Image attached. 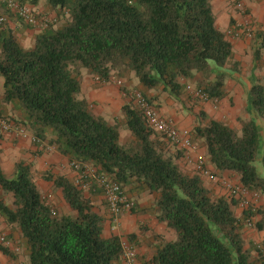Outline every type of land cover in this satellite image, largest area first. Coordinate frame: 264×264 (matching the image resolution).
I'll return each instance as SVG.
<instances>
[{
    "label": "trees",
    "instance_id": "16d2710c",
    "mask_svg": "<svg viewBox=\"0 0 264 264\" xmlns=\"http://www.w3.org/2000/svg\"><path fill=\"white\" fill-rule=\"evenodd\" d=\"M16 1L30 5L38 0ZM47 3L68 15L61 24L39 30L30 47H23L8 26H0L1 101L16 107L33 135L41 140L48 136V143L69 162L91 164L122 185L135 181L141 189L158 194L157 218L175 235L157 246L148 263L264 264L262 248L256 247L253 256L242 236L250 211L243 209L241 217L235 216L234 198L213 196L201 175L181 170L135 103L122 106V126L132 140L120 143L118 126L95 116L89 102L78 96L79 70L84 68L99 82L110 80L113 70L130 71L145 90L161 88L176 97L184 80L193 82L209 100L221 97L232 45L215 25L210 0ZM248 103L253 118L240 120L239 129L209 118L193 127V140L202 141L216 171L236 174L242 186L262 196L264 84L250 85ZM41 178L52 181L53 189L60 188L74 214H57L46 203L29 163H15L10 178L0 169V188L13 197L11 204L0 202V213L21 232L29 264L120 260V237L103 235V218L93 211L83 188L65 175L46 171ZM254 225L263 227L261 220ZM0 251L10 255L2 245Z\"/></svg>",
    "mask_w": 264,
    "mask_h": 264
},
{
    "label": "crops",
    "instance_id": "0c3cea01",
    "mask_svg": "<svg viewBox=\"0 0 264 264\" xmlns=\"http://www.w3.org/2000/svg\"><path fill=\"white\" fill-rule=\"evenodd\" d=\"M6 1L0 0V6L11 18H14L12 16L17 14L6 6ZM210 4L215 25L222 32H226L227 29L234 25L241 26L246 21H253L257 27L264 24V0H210ZM30 5L40 12H52L47 0H38L36 4ZM7 25L16 38L22 37L25 40V42H20V44L32 45L34 35L38 30L24 23L19 17L18 20H11L7 17ZM227 39L232 45V57L226 66L227 77L223 84L224 93L215 100L203 101L198 99L199 101H196L199 108L198 121L202 123L205 118H212L224 121L230 127L239 129V118L241 120L253 118L248 103L250 85L254 82L264 84V34L257 31L252 38L227 36ZM131 73L133 74V72ZM85 76L81 80L79 97L89 102L92 113L95 116L102 117L109 124L118 126L120 143H122V134L132 138L130 131L122 126L124 119L122 106L129 102L134 103L131 93L133 88L131 87H136V84L132 83V81L131 83L130 81L126 83L127 87L131 88L129 92H126L117 90L114 87L110 88L109 85L105 84L106 82H99L92 74L89 84ZM136 81L137 87L141 90V84L138 80ZM2 82L0 77V117L9 119L13 123L18 120V125L26 129L24 135L19 134L14 129L8 132L0 131V169L2 173L5 177L10 178L13 174L15 163L19 161L29 163L33 180L46 203L57 214H74L75 212L64 200L60 188L53 189L52 181H45L35 176L36 173L40 174L48 171L53 175L64 174L72 180L74 172L67 167L68 159L48 143V136L42 141L41 145L30 140L33 132L25 122L20 121L21 116L16 107L11 103L1 101L3 93ZM133 90L135 91L136 89ZM142 91L152 100L161 113L172 118L180 128L187 130L193 141L192 123L197 117L194 116L195 114H191L196 111V108L191 111L189 108L185 109L182 106H178L173 102L175 100H172L171 96L161 88L144 89ZM196 140L198 146L195 151L189 153L188 157L185 155V151L176 150L175 147L169 145L171 148L168 154L174 157L184 172L193 170L194 166L191 160L195 153L202 152L206 155L202 141ZM205 157L207 159V168L212 174L223 178L228 177L235 182H239L238 176L232 172L216 171L209 162L208 157ZM203 185L216 197L223 196V192H225L219 184L217 185L207 178H204ZM122 186L124 195L134 202V206L130 211H124L120 215L114 231L110 230V215L103 199L101 188L94 181H91L88 186L83 188V194L91 200L93 211L103 218V235H118L122 242L134 248L139 262L147 264L154 255L157 246L164 241L172 240L175 233L167 227L165 222H161L157 218V211L154 207L155 198L158 196L156 192L141 189L138 182L135 181ZM12 200V194L0 188V202L11 204ZM261 205H264L263 201ZM234 213L237 217L242 216V209L237 204H234ZM258 216L255 215L254 218L257 219ZM0 234L5 235L8 241V245L5 247L10 252V255H6L0 251V264H29L26 241L17 225L7 223L1 213ZM242 236L245 241V247L252 246L251 253L253 256H257L256 247L262 248L264 252V226L262 229H244ZM115 264H125V262L121 258Z\"/></svg>",
    "mask_w": 264,
    "mask_h": 264
},
{
    "label": "built area",
    "instance_id": "2783aa9c",
    "mask_svg": "<svg viewBox=\"0 0 264 264\" xmlns=\"http://www.w3.org/2000/svg\"><path fill=\"white\" fill-rule=\"evenodd\" d=\"M6 6L10 10L14 11L24 23L38 31L43 30L52 24V20L48 14L34 9L27 3L21 4L16 0H7ZM5 22L6 17L0 12V26H4ZM257 31L264 34V24L257 27L256 23L253 21H246L241 26L234 25L233 27L227 29L225 34L228 37L233 38L241 36L252 38L256 35ZM117 84L120 85L121 81L118 80ZM187 89H189L194 96L200 98L201 100H209L208 96L200 89L191 88L190 86H187ZM132 98L134 103L140 109L150 129L161 134V136L171 145L185 151V155L187 157L190 152L195 151V145L193 144L191 136L187 130L180 128L172 118L161 113L157 106L153 102H150L140 92H133ZM12 129L21 135H24L26 132V129L23 126L15 124L6 118L0 119L1 132H8ZM30 140L39 145H41L43 141L33 134L30 136ZM189 159L191 160L190 157ZM191 161L194 166V172L198 173L203 178H207L216 184H220L227 191V195L234 198L238 202V206L242 210L245 209L250 211L251 215L245 220L244 227L246 229H252L254 227V216L258 215L259 210L261 209V194L257 191L248 190L239 182H231L228 179L219 178L217 175L212 174L207 168L206 157L201 152L195 153ZM69 166L74 172L73 182L76 185L81 188H85L91 181H94L96 185L101 188L103 199L110 215V230L114 231L120 215L124 211H130L134 206V202L124 195L122 184L111 178L109 175L98 171L91 164L70 161ZM0 245L4 247L8 245V241L4 234H0ZM121 258L124 260L125 264H141L136 256L134 248L125 242H122Z\"/></svg>",
    "mask_w": 264,
    "mask_h": 264
},
{
    "label": "rangeland",
    "instance_id": "374dc122",
    "mask_svg": "<svg viewBox=\"0 0 264 264\" xmlns=\"http://www.w3.org/2000/svg\"><path fill=\"white\" fill-rule=\"evenodd\" d=\"M6 7V6H5ZM0 12L6 17V22H5V26H8L7 25V17H8V19L10 18L11 20H13V19H15V20H18V17H17V15H14V16H12V17H14V18H11L3 9H2V7L0 6ZM9 12V11H8ZM41 12H44V13H46V14H48L49 16H50V18H51V20H52V24L51 25H53V26H57V25H59V24H61L63 21H65V18L67 17V12L66 11H61L60 13H57V11H55V10H52V12H49V11H41ZM17 40L19 41V43L20 42H25V40L24 39H22V37H19V38H17ZM34 41V40H33ZM33 44V43H32ZM23 47H30L31 46V44H21ZM120 72V73H119ZM117 71L116 72V70H113V71H111V78H110V80H108L105 84H107V85H109V87L111 88V87H114V88H116L117 90H123V91H126V92H129L130 90H131V88H133V89H136L135 91L136 92H140L142 95H144V96H146L147 97V95H145L144 94V92L142 91V90H144V88L143 87H141V90L137 87V79L134 77V75L129 71V72H122V71ZM84 75H86L85 77L87 78V81L89 82V84H90V81H91V73L90 72H88V70L87 69H84V68H82V69H80L79 70V79H80V82H81V80H82V78L84 77ZM93 75V74H92ZM94 76V75H93ZM118 80H120L121 81V84L119 85V84H117V81ZM94 81H96V80H94ZM129 81H130V83H131V81H132V83H134V84H136V87L134 86V87H127V84L126 83H129ZM182 81V83H183V88H182V90H181V92H180V94L178 95V96H176V97H172L171 96V98H172V100L174 99L175 101H173L174 103H176L178 106H182L183 108H189V109H191V111L194 109V108H196V111L195 112H192V114L191 115H193V114H195L194 116H196L197 117V119H194V121H193V123H192V132H193V127L194 126H196V125H199V124H204L205 122H206V118H205V121L204 122H202V123H200V121H198L199 119H198V114H199V108L197 107L198 106V103H196V101H199V100H201L200 98H198V97H196V96H194L191 92H190V90L189 89H187V86H190L191 88H196V85L193 83V82H191V81H184V80H181ZM96 84V83H95ZM101 87V86H100ZM103 87V86H102ZM132 89V92L131 93H133V92H135L134 90ZM79 96V95H78ZM168 97V96H167ZM199 99V100H198ZM211 100V99H210ZM215 100V99H214ZM152 101V100H151ZM208 101V100H207ZM195 106V107H194ZM89 107H90V110H91V106H90V104H89ZM91 112H92V110H91ZM209 119V118H208ZM240 118H239V123H240ZM243 120V119H242ZM157 135V138H158V140L160 141V142H162L163 143V148H164V150H165V152H167V153H169V151H170V146H169V144H167L163 139H162V137L160 136V135H158V134H156ZM121 139H122V143H128V142H130L131 140H132V138H130V137H128V136H126V135H124V134H122L121 135ZM192 139H193V136H192ZM193 142V144L195 145V148H197V146H198V142H197V140L195 139V140H193L192 141ZM177 150V149H176ZM202 153V152H201ZM207 160V159H206ZM67 167H69L70 168V166H69V161H67ZM72 171V170H71ZM187 172H189V173H194V170H190V171H187ZM72 173V172H71ZM41 174L42 173H36L35 174V176L36 177H38V178H41ZM57 175H59V174H57ZM64 175V174H63ZM73 178H74V176L72 177V181H73ZM219 178H223L222 176H220ZM42 179V178H41ZM225 179H228V180H230L231 182H233L234 180L233 179H231V178H228V177H226ZM46 181V180H45ZM203 183H204V178H203ZM89 185V184H88ZM87 185V186H88ZM218 185V184H217ZM220 185V184H219ZM221 186V185H220ZM221 188H223L222 186H221ZM224 189V188H223ZM83 190V189H82ZM224 191L225 192H223V196H226L227 195V191L224 189ZM262 197V201L264 202V195H262L261 196ZM259 216H258V218L256 219V218H254V224H256V222H258L259 220H261V222H263V226H264V205H261V209H260V212H259V214H258ZM253 228H255V225H254V227ZM252 228V229H253ZM256 229V228H255ZM256 257V256H255Z\"/></svg>",
    "mask_w": 264,
    "mask_h": 264
}]
</instances>
